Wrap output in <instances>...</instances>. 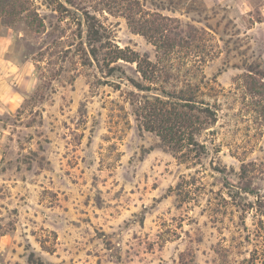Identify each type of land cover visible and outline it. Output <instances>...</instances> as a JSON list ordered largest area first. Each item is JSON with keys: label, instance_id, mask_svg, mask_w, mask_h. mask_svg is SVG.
I'll return each mask as SVG.
<instances>
[{"label": "rangeland", "instance_id": "obj_1", "mask_svg": "<svg viewBox=\"0 0 264 264\" xmlns=\"http://www.w3.org/2000/svg\"><path fill=\"white\" fill-rule=\"evenodd\" d=\"M260 1L0 0V264L249 258L264 242ZM86 15L148 57L173 105L186 91L213 110L204 153L144 129L133 105L154 91L128 81L149 85L135 62L83 55Z\"/></svg>", "mask_w": 264, "mask_h": 264}, {"label": "trees", "instance_id": "obj_2", "mask_svg": "<svg viewBox=\"0 0 264 264\" xmlns=\"http://www.w3.org/2000/svg\"><path fill=\"white\" fill-rule=\"evenodd\" d=\"M57 5L58 9L63 8L60 2ZM85 27L86 47L83 49L84 56L98 63L101 62L102 65L110 69H113V66H109L110 63L119 60L135 62L136 71L140 78L149 82V85H144L133 78L128 79L137 91L143 93L154 91L151 92L152 94L138 95L136 105H133L136 110L135 114L142 119L144 129L156 132L161 142L170 148L179 149L181 144L185 143L194 146L193 149L197 156L204 153L205 147L195 138V133L204 129L206 124L214 120V112L210 110L207 103L202 100H194L185 91L176 98L179 104L176 102L173 105V96L170 93L162 89L160 90L161 94H159V89L150 87L153 84L151 80L153 76H151L152 70L149 68L148 57L145 56L146 59H140L136 52L111 43L110 31L92 16H85ZM194 110L197 112L195 115L191 113ZM261 214L264 215V211ZM259 222L262 223L261 220ZM258 230H262V234H258V236H262L263 239V223ZM249 255V258L244 259L240 264H264V242L259 246L255 245Z\"/></svg>", "mask_w": 264, "mask_h": 264}, {"label": "crops", "instance_id": "obj_3", "mask_svg": "<svg viewBox=\"0 0 264 264\" xmlns=\"http://www.w3.org/2000/svg\"><path fill=\"white\" fill-rule=\"evenodd\" d=\"M258 9L260 11V23L264 24V0L259 2Z\"/></svg>", "mask_w": 264, "mask_h": 264}]
</instances>
